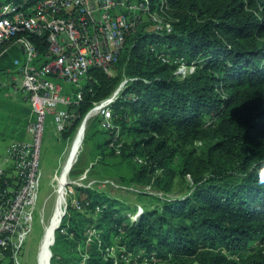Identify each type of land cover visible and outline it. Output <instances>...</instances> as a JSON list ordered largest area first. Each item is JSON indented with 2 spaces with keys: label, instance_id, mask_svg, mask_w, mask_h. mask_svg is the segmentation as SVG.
<instances>
[{
  "label": "trees",
  "instance_id": "obj_1",
  "mask_svg": "<svg viewBox=\"0 0 264 264\" xmlns=\"http://www.w3.org/2000/svg\"><path fill=\"white\" fill-rule=\"evenodd\" d=\"M130 14L114 75L88 71L60 134L68 140L130 78L111 104L113 126L97 115L83 141L148 208L134 220L119 200L74 186L81 209L69 196L50 264H264V0H148ZM20 38L46 52V34L3 41L0 80L22 60ZM181 61L192 71L176 73Z\"/></svg>",
  "mask_w": 264,
  "mask_h": 264
},
{
  "label": "built area",
  "instance_id": "obj_2",
  "mask_svg": "<svg viewBox=\"0 0 264 264\" xmlns=\"http://www.w3.org/2000/svg\"><path fill=\"white\" fill-rule=\"evenodd\" d=\"M17 1L0 3V43L25 30L39 36L46 34L47 49L42 55L31 40L20 38L22 60H15V66L7 72L12 89L26 96L30 118L26 139L13 140L6 147L11 169H0V264H28L24 246L33 231L38 188L43 179L40 155L46 121L51 118L57 133H62L73 117L68 107L78 102L76 93L68 91L63 83L78 85L91 68L113 75L125 37L135 26L130 12L148 10V0ZM156 20L158 28L165 27ZM158 57L167 60L163 54ZM192 69L181 61L176 73L185 71L184 75ZM129 80L124 77L108 97L92 107L98 108L103 127L113 126L111 104ZM55 182L62 185L58 177ZM68 183L84 186L76 181L65 184ZM63 190L67 194V188ZM68 202L64 198L63 215ZM70 203L81 209L77 198L72 197ZM39 214L42 223V213ZM61 221L54 231L63 232ZM46 234L44 226L43 238ZM52 244L53 240L47 247ZM37 260L40 263V258L36 264ZM124 260L127 262L128 257L124 256Z\"/></svg>",
  "mask_w": 264,
  "mask_h": 264
},
{
  "label": "rangeland",
  "instance_id": "obj_3",
  "mask_svg": "<svg viewBox=\"0 0 264 264\" xmlns=\"http://www.w3.org/2000/svg\"><path fill=\"white\" fill-rule=\"evenodd\" d=\"M180 72L182 74L185 71ZM1 79L2 80H0V104H4V107L9 108V99H20L21 97H23V93L21 91H16L12 89L11 81L7 77V72L6 76L1 77ZM84 82L85 79L83 78L79 81L78 85H70L67 83H63V85L68 91H76V89ZM6 99H8V101ZM92 109L93 108H91L90 110ZM97 115L98 114H94L90 117L89 121H87V126H93L98 122V118H94L98 117ZM99 127H102L100 123ZM10 135L6 134L3 136V139H1L3 141L6 140L7 143L4 147V150L2 144H0V166L10 164L6 154V147L14 139ZM72 135L73 133L71 134L68 140L63 141L61 138V134L57 133V130L55 129V125L53 124L52 120H49V118L47 119L42 139L40 155V167L42 170L43 179L38 188V198L36 201V210L34 214L33 231L30 235L29 243L26 241L24 246V248H26L28 252V264H36L37 257L38 259L40 258V251H42L43 242L45 240V238H43L44 226H47V233L49 231V228L51 227L52 231L54 230V227L58 225V223L62 220L64 216L62 214V205L64 202V198H66L67 200L69 199V196L73 197L74 195L73 187L76 185L70 183L65 184L67 183V181L81 182L85 187L88 186L103 191L110 197L119 200L128 207V209L125 210L124 215H128L134 220H136L140 216V214L143 213L146 208H148L149 199L138 195L137 192L139 188L137 189V187L133 185L124 184L121 180H119L116 175H114V172L117 171L112 167H103L98 161L99 155L95 158L91 157L90 145L88 146L84 143V141L80 147L77 161L70 167L68 173L66 174L67 179L64 182L65 185L62 184V187L60 185H57L55 180L61 175L62 166L66 157V153L68 150L67 148L71 141ZM122 172L124 173L125 170ZM64 187L67 188V194H64ZM178 189H180V187H175L173 189V192L170 193L168 196L172 198L178 197L177 195L180 194V192H177L179 191ZM144 191L149 193H156L157 196H161V193L153 191L148 186L144 187ZM185 191L186 189L184 188L183 192ZM131 210H135V213H132ZM39 212L42 213V223L40 221ZM54 220H56L55 225L53 224ZM109 249L112 250L113 248Z\"/></svg>",
  "mask_w": 264,
  "mask_h": 264
},
{
  "label": "crops",
  "instance_id": "obj_4",
  "mask_svg": "<svg viewBox=\"0 0 264 264\" xmlns=\"http://www.w3.org/2000/svg\"><path fill=\"white\" fill-rule=\"evenodd\" d=\"M6 100L8 101V99ZM8 104L10 105L9 108L4 107V104H0V144H2L3 150L7 143L6 140H1L4 135L12 134L10 136L14 138L13 140L25 139L27 137L26 125L30 118V108L24 94L20 99H9ZM10 168L11 164L0 166V169L6 171Z\"/></svg>",
  "mask_w": 264,
  "mask_h": 264
},
{
  "label": "bare ground",
  "instance_id": "obj_5",
  "mask_svg": "<svg viewBox=\"0 0 264 264\" xmlns=\"http://www.w3.org/2000/svg\"><path fill=\"white\" fill-rule=\"evenodd\" d=\"M97 111H98V108H94L90 110L87 117L83 118L80 121V123L78 124V126L76 127L72 135L71 141L67 148L68 150L66 153V157H65V160L62 166V172H61V175L59 176V180L61 184H64L65 180L67 179L66 174L68 173V170L77 161L78 153L80 151L81 145L83 144V139L86 133L85 131L87 127V121H89L92 115L97 114ZM55 223H56V220H54L53 224L55 225ZM52 238H53V233H52V227H51L49 228V231L47 235L45 236L42 251H40V264H48L49 250L47 246L52 242Z\"/></svg>",
  "mask_w": 264,
  "mask_h": 264
},
{
  "label": "water",
  "instance_id": "obj_6",
  "mask_svg": "<svg viewBox=\"0 0 264 264\" xmlns=\"http://www.w3.org/2000/svg\"><path fill=\"white\" fill-rule=\"evenodd\" d=\"M88 113H89V112H88ZM88 113H86V114L84 115L83 118L87 117ZM52 233H53V238H52V240L54 241V230L52 231ZM48 250H49V260H48V264H50V258H51V256H52V252H51V249H50L49 247H48Z\"/></svg>",
  "mask_w": 264,
  "mask_h": 264
}]
</instances>
